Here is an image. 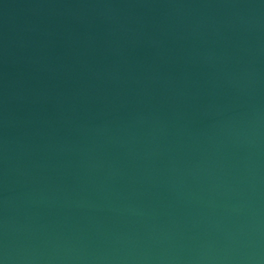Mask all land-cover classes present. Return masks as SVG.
Listing matches in <instances>:
<instances>
[{
    "label": "water",
    "instance_id": "95a60500",
    "mask_svg": "<svg viewBox=\"0 0 264 264\" xmlns=\"http://www.w3.org/2000/svg\"><path fill=\"white\" fill-rule=\"evenodd\" d=\"M0 264H264V0H0Z\"/></svg>",
    "mask_w": 264,
    "mask_h": 264
}]
</instances>
